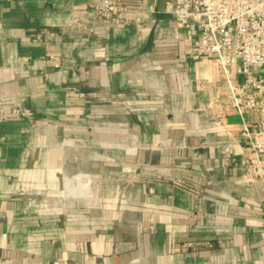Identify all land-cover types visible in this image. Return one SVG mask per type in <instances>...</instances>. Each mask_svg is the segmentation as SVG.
Instances as JSON below:
<instances>
[{"label":"crops","instance_id":"1","mask_svg":"<svg viewBox=\"0 0 264 264\" xmlns=\"http://www.w3.org/2000/svg\"><path fill=\"white\" fill-rule=\"evenodd\" d=\"M95 1L0 0V264H264L239 136L257 111L219 104L228 83L166 0L82 31Z\"/></svg>","mask_w":264,"mask_h":264},{"label":"built area","instance_id":"2","mask_svg":"<svg viewBox=\"0 0 264 264\" xmlns=\"http://www.w3.org/2000/svg\"><path fill=\"white\" fill-rule=\"evenodd\" d=\"M89 8V12L74 19L82 31H91L98 24L137 26L151 21L155 13L143 0H97ZM163 12L192 42L193 59L205 54L213 57L220 79L229 88L228 99L219 104L239 114L257 111L255 127L245 125L239 131L250 145L249 153L241 160V174L247 183L263 182L264 0H166ZM233 72L239 81L230 82ZM220 157L225 164L236 160L229 143L220 147Z\"/></svg>","mask_w":264,"mask_h":264}]
</instances>
